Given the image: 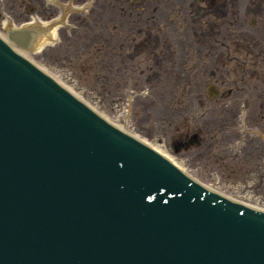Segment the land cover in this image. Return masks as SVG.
I'll use <instances>...</instances> for the list:
<instances>
[{
  "label": "rangeland",
  "instance_id": "374dc122",
  "mask_svg": "<svg viewBox=\"0 0 264 264\" xmlns=\"http://www.w3.org/2000/svg\"><path fill=\"white\" fill-rule=\"evenodd\" d=\"M103 1H94L92 13L87 10L94 20L88 22L87 43L84 38L87 30L75 23L77 16L80 19L84 16L68 11V27L57 31L55 44L41 52H29L28 59L112 124L126 126L129 132L160 150L203 184L236 201L264 208V163L261 169L256 168L255 163L260 160L253 161L247 149L250 141H259L256 135L245 138V150L241 148L239 154L235 153L239 148L221 152L226 145L237 144L239 110L215 106L229 101L230 91L242 100V89L252 100L264 102V93L260 92L264 91V66L244 67L232 60L234 51L229 48L228 34L222 27V36L216 34L219 19L213 7L219 0H106L115 11L123 7L132 12L130 35L117 29L115 22L103 21ZM85 2L0 0V35H5L6 22L18 26L29 21V9H33L38 21H46L60 14L58 6L85 5ZM184 11L190 13L186 19ZM74 25L79 28H71ZM116 32L126 35L120 37L125 44L123 48L116 47L115 40L113 45L106 43V35ZM206 85L216 86L219 97L208 101ZM256 86L259 93L254 90ZM260 102L252 106L246 124L251 128L261 126L264 132ZM223 119L231 124L232 128L226 130L236 139L221 137L220 132L225 131L221 129ZM194 134L199 137L197 146L175 151L177 143ZM260 136L264 137V133ZM259 151L264 154V145Z\"/></svg>",
  "mask_w": 264,
  "mask_h": 264
},
{
  "label": "water",
  "instance_id": "95a60500",
  "mask_svg": "<svg viewBox=\"0 0 264 264\" xmlns=\"http://www.w3.org/2000/svg\"><path fill=\"white\" fill-rule=\"evenodd\" d=\"M11 39L18 40L16 36H11ZM17 73L18 75L14 77L12 83L17 86L20 84L25 86L24 89L29 95L26 100L28 103H33V106L20 102L12 103L17 119H13V115L8 117L7 107L2 104V102H6V99L0 88V118H2L0 133L5 135L9 132V148L12 153L11 157L3 155L8 160V164L4 163V165H7L10 172L20 179L22 172L29 174L28 177H24V180L35 182V184H31V187L38 189L41 194L39 195L42 199L41 203L48 205L54 202L52 207L58 214L65 217V225L72 231L85 236L82 225L78 221L80 213H73L68 207L72 202L71 199H77L75 190L80 189L87 181H91L90 185L92 186L103 182H115L127 194L120 193L115 197L105 194L104 198L110 204L106 206L105 210L115 217H119L120 214L112 208L114 204L118 203L124 208H128V205L132 206L129 195L132 194L135 200V192L141 187L137 184L138 180L133 177L137 164H135L130 150L118 143L117 139H112L96 122H90L87 117L79 118V122L76 121L74 118L76 114L69 106L60 102L53 92L43 88H38L36 92H33L28 87L29 84L33 86L32 79L21 71H17ZM17 79L26 80V82L18 84ZM16 96L18 98V95ZM77 124H80V127ZM72 132L76 134L75 137H70ZM2 143L3 140H0V147H2ZM34 157L33 166H31ZM38 164L39 168H37ZM2 167L5 166L2 165ZM151 186L153 189L158 188V184L154 181L151 182ZM188 195L187 193L184 196L189 203H192ZM165 196H170V192H166ZM56 199L59 201L55 202ZM121 199L125 204L121 202ZM141 199L144 200L145 197L141 196ZM184 201L183 205L169 201L166 207L167 215L171 212L175 213L169 221L176 220L180 222L181 226L199 221L200 215L188 210ZM79 207L86 209L93 216L90 205H79ZM201 207L206 208L204 205ZM36 208L42 211V206L39 204H36ZM45 217L48 218V215L45 214ZM220 217L221 213L219 212L211 213V222L208 226L211 228L217 226L221 230L224 224ZM98 219L101 227L98 228L97 234L94 232L91 234L92 238L97 239L102 237L101 231H107L106 226L109 221L107 214H102ZM6 221V219L2 220L0 227ZM92 226L95 227L96 224L88 223V229ZM120 226L124 232L120 240H117L115 231L111 234H109L111 231H108L107 235L115 240L122 252L135 253L141 240L139 235L145 232V228L142 230L135 228L130 215L122 217ZM157 231L159 234L162 231L167 235L171 234L170 229L164 230L162 227ZM21 235L25 238L33 236L31 226L28 225ZM27 241L28 243L22 242L19 245L26 248L28 258L36 259V246L30 239ZM168 247L172 251L176 248L186 250L188 245L184 239L174 238L169 242ZM227 253L229 254L228 251ZM209 257V254H204L202 263L218 264L212 262L213 260ZM237 259L238 255L231 256L232 261ZM146 262L155 264L147 258ZM0 264H5L1 253Z\"/></svg>",
  "mask_w": 264,
  "mask_h": 264
},
{
  "label": "flooded vegetation",
  "instance_id": "af4514ba",
  "mask_svg": "<svg viewBox=\"0 0 264 264\" xmlns=\"http://www.w3.org/2000/svg\"><path fill=\"white\" fill-rule=\"evenodd\" d=\"M230 16L235 43L240 40L253 44L258 39L264 40V0H231ZM248 17L252 18L251 27L247 26Z\"/></svg>",
  "mask_w": 264,
  "mask_h": 264
},
{
  "label": "bare ground",
  "instance_id": "6f19581e",
  "mask_svg": "<svg viewBox=\"0 0 264 264\" xmlns=\"http://www.w3.org/2000/svg\"><path fill=\"white\" fill-rule=\"evenodd\" d=\"M54 37H55V30L52 28V30H51V32H49L44 38H43V40L40 42V43H42V42H45V43H52V41H53V39H54ZM38 40H41L39 37H38V39H37V37H35V41H34V48L33 49H35V48H37V50H39L40 48H41V45H40V43H39V41ZM46 40V41H45ZM15 51L17 52V53H19V54H21L23 57H28V53H27V51H24V50H22L21 48H18L17 47V49H15Z\"/></svg>",
  "mask_w": 264,
  "mask_h": 264
}]
</instances>
